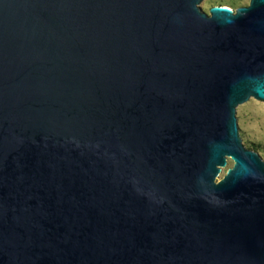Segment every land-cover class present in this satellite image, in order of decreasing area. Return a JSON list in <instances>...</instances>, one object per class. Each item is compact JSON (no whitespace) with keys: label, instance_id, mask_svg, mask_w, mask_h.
Listing matches in <instances>:
<instances>
[{"label":"water","instance_id":"1","mask_svg":"<svg viewBox=\"0 0 264 264\" xmlns=\"http://www.w3.org/2000/svg\"><path fill=\"white\" fill-rule=\"evenodd\" d=\"M201 1L0 0V264H264V0Z\"/></svg>","mask_w":264,"mask_h":264},{"label":"rangeland","instance_id":"2","mask_svg":"<svg viewBox=\"0 0 264 264\" xmlns=\"http://www.w3.org/2000/svg\"><path fill=\"white\" fill-rule=\"evenodd\" d=\"M249 2L250 0H203L199 6L208 13L212 6L221 5L236 10L238 7L248 5ZM236 117L243 144L258 152L264 160V100L251 97L239 104L236 108ZM232 166L233 161L229 158L217 180H220Z\"/></svg>","mask_w":264,"mask_h":264}]
</instances>
